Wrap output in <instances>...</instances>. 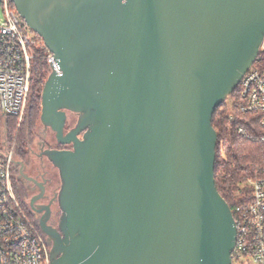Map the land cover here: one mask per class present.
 I'll return each mask as SVG.
<instances>
[{
  "label": "water",
  "instance_id": "1",
  "mask_svg": "<svg viewBox=\"0 0 264 264\" xmlns=\"http://www.w3.org/2000/svg\"><path fill=\"white\" fill-rule=\"evenodd\" d=\"M54 56L51 264H232L217 109L264 46V0H10ZM70 115L77 123L66 131Z\"/></svg>",
  "mask_w": 264,
  "mask_h": 264
},
{
  "label": "built area",
  "instance_id": "2",
  "mask_svg": "<svg viewBox=\"0 0 264 264\" xmlns=\"http://www.w3.org/2000/svg\"><path fill=\"white\" fill-rule=\"evenodd\" d=\"M0 22V124L6 117L23 122L38 57L35 35L11 5L2 0ZM261 50H264L262 46ZM58 70L52 54L47 57ZM239 112L251 117L261 136L239 127L238 134L264 144V69L255 65L239 85ZM16 140L0 150V264H51V246L20 201L16 190ZM252 199L232 210L237 240L232 264H264V174L249 181Z\"/></svg>",
  "mask_w": 264,
  "mask_h": 264
},
{
  "label": "trees",
  "instance_id": "3",
  "mask_svg": "<svg viewBox=\"0 0 264 264\" xmlns=\"http://www.w3.org/2000/svg\"><path fill=\"white\" fill-rule=\"evenodd\" d=\"M11 5L16 9L12 3ZM34 35L38 57L35 61L33 83L25 118L20 124L16 118H4L1 124L7 131L5 134L0 131V147L4 146L6 138L10 142L16 140L17 157L24 160L29 155L31 142L41 122L42 92L45 82L51 74V67L47 61V57L51 53L45 47L43 40L37 34L34 33ZM254 65L264 69V50L260 51ZM239 104L238 88L217 109L213 118V126L218 134L216 185L219 193L232 210L252 199L249 181L264 174V144L260 139L251 141L239 135L238 128L244 127L249 133L257 136H261L263 133L258 129V126L251 127L254 120L239 112ZM15 186L18 197L26 209L17 183Z\"/></svg>",
  "mask_w": 264,
  "mask_h": 264
},
{
  "label": "flooded vegetation",
  "instance_id": "4",
  "mask_svg": "<svg viewBox=\"0 0 264 264\" xmlns=\"http://www.w3.org/2000/svg\"><path fill=\"white\" fill-rule=\"evenodd\" d=\"M41 144L45 145L44 141H41ZM46 147L45 145V149L37 155L32 151L25 160L16 159L14 173L18 191L34 221L38 225L42 220L47 221L48 226L58 229L60 222L58 216L61 214L58 203L61 178L60 174L57 175L56 172L59 173V170L48 160L44 152L47 150H71L72 147L61 145L52 148ZM44 236L47 243L51 245V240L45 234Z\"/></svg>",
  "mask_w": 264,
  "mask_h": 264
},
{
  "label": "rangeland",
  "instance_id": "5",
  "mask_svg": "<svg viewBox=\"0 0 264 264\" xmlns=\"http://www.w3.org/2000/svg\"><path fill=\"white\" fill-rule=\"evenodd\" d=\"M3 9H4V7L2 5V0H0V22L5 20V15H4ZM38 49H39V47H38ZM77 120H78L77 116L70 115L69 118H68V123H67L66 130L70 131L72 128H74L76 123H77ZM3 126L4 125L0 124V131H2L5 134V131H7V130L3 129ZM13 141L10 142L9 139L6 138L4 146H1L0 150L9 147L10 144H12ZM41 141H44L45 145L47 146L46 148H52V147H55L56 145H58L57 141H56V138H55L54 132L51 129L45 128L42 125V123L40 122V124L38 126V129H37V132H36L32 142H31L29 155H30V153H32V151L36 155L40 154V152L43 149H45V145H42ZM15 152H16V159H18V157H17V141H16V151ZM33 159H34V157H33ZM56 172H57V175H59L58 171H56ZM61 185H62V183H61ZM61 214H59V216H58V221H59V219L61 217Z\"/></svg>",
  "mask_w": 264,
  "mask_h": 264
}]
</instances>
